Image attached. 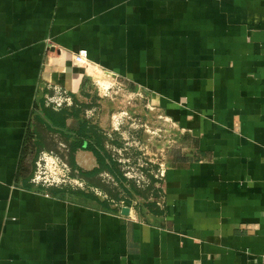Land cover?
<instances>
[{"label":"crops","instance_id":"obj_1","mask_svg":"<svg viewBox=\"0 0 264 264\" xmlns=\"http://www.w3.org/2000/svg\"><path fill=\"white\" fill-rule=\"evenodd\" d=\"M97 77L145 98L177 140L141 207L18 173L29 129L38 157L66 151L44 108L79 110L71 131L87 107L108 124ZM64 94L71 106L48 104ZM0 264H264V0H0Z\"/></svg>","mask_w":264,"mask_h":264},{"label":"rangeland","instance_id":"obj_2","mask_svg":"<svg viewBox=\"0 0 264 264\" xmlns=\"http://www.w3.org/2000/svg\"><path fill=\"white\" fill-rule=\"evenodd\" d=\"M113 90L114 88H110L107 92H99L97 89L98 96L94 101L105 106L103 109L106 113L109 112L108 124L101 119V111L97 113L87 107V112L84 108L82 114L85 115L83 116L85 119L97 126L103 121V131L111 133L106 141L108 147L106 148L126 178L124 184L131 195L125 193L119 182L105 172L99 175L101 183L109 188L111 193L118 195V201L124 202L123 205H127L125 201L130 198L131 206L137 208L142 206L144 200L153 199V188L161 181L155 175L162 165L167 167L168 152L177 140L173 137V129L169 122L158 117L156 110L152 111L146 107L145 98H140L134 93H113ZM113 115H121L120 125L115 126L117 129L113 128L115 122ZM153 179L158 182L153 184L151 182ZM78 180L81 186H75V189L90 190L101 199L110 197L103 188L94 186L90 188L83 179L78 177ZM133 186L136 187V192L133 191Z\"/></svg>","mask_w":264,"mask_h":264},{"label":"trees","instance_id":"obj_3","mask_svg":"<svg viewBox=\"0 0 264 264\" xmlns=\"http://www.w3.org/2000/svg\"><path fill=\"white\" fill-rule=\"evenodd\" d=\"M43 111L49 121L47 127L50 129L58 127L60 133L65 135L66 151L62 156L73 170V174L83 179L90 188L93 186L103 188V190L109 193L110 197L108 199H101L90 190L75 189L71 186L49 187V193L53 196L60 197L65 195H77L85 199L94 200L101 208L116 210L115 208L112 209L110 207L109 199L119 200V196L115 193H111L110 189L101 183L99 175L103 171H106L111 176H113L116 181L119 182L125 193L131 195V192L128 188L124 187V181L126 178L123 176V173L118 167L116 161L108 152H106L104 147L105 138L101 134L97 124H92L89 120L80 118L79 128L75 131H71L69 128H67L65 120L70 116L78 117L79 110H68L63 108L60 110V112H62L61 115L58 114V112L50 110L49 108H44ZM42 144L43 140L41 135L38 133V130L36 129L30 131L29 129L27 131L22 149L18 171L19 174L24 176L25 173L28 172V167H32L31 172L33 171L35 161L37 160L38 154L43 147ZM80 149L89 150L93 153L97 160V167L87 170L79 167L76 164L74 155L75 152ZM39 188L42 189L43 187ZM133 191L136 192V187L134 186ZM125 202L127 205L130 204L131 199H126Z\"/></svg>","mask_w":264,"mask_h":264},{"label":"built area","instance_id":"obj_4","mask_svg":"<svg viewBox=\"0 0 264 264\" xmlns=\"http://www.w3.org/2000/svg\"><path fill=\"white\" fill-rule=\"evenodd\" d=\"M73 62L77 65L90 67L87 61V51L81 49L73 55ZM95 82L98 81L94 78ZM98 86L101 85L98 83ZM112 87L111 83L108 87L102 88L104 92H107ZM49 105H53L55 108L62 107L63 104L71 106L73 104L70 96L64 94L62 96L47 97ZM115 120L114 129H117V125H120L121 115H113ZM35 171L32 177V182L36 186L41 187H62V186H81L78 177L73 174V170L69 164L58 154L54 152L44 151L42 152L35 162ZM160 166V165H159ZM166 167L162 165L160 171L155 175L156 178L161 180L165 175Z\"/></svg>","mask_w":264,"mask_h":264},{"label":"bare ground","instance_id":"obj_5","mask_svg":"<svg viewBox=\"0 0 264 264\" xmlns=\"http://www.w3.org/2000/svg\"><path fill=\"white\" fill-rule=\"evenodd\" d=\"M97 79H98V83L101 85V87L102 88H106V87H108L109 86V84H110V82H109V80L107 79V78H99V77H97ZM96 79V80H97ZM112 81V80H111ZM113 84V83H112ZM100 87V86H99ZM100 87V88H101Z\"/></svg>","mask_w":264,"mask_h":264},{"label":"water","instance_id":"obj_6","mask_svg":"<svg viewBox=\"0 0 264 264\" xmlns=\"http://www.w3.org/2000/svg\"><path fill=\"white\" fill-rule=\"evenodd\" d=\"M128 212H129V209L127 207L122 209V213L123 214H128Z\"/></svg>","mask_w":264,"mask_h":264}]
</instances>
